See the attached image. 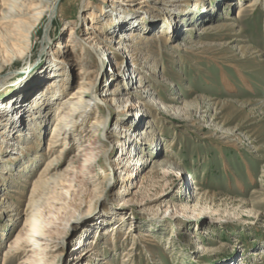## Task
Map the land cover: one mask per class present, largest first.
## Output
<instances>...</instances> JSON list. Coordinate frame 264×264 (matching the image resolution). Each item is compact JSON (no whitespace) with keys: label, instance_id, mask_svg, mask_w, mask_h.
Masks as SVG:
<instances>
[{"label":"rangeland","instance_id":"374dc122","mask_svg":"<svg viewBox=\"0 0 264 264\" xmlns=\"http://www.w3.org/2000/svg\"><path fill=\"white\" fill-rule=\"evenodd\" d=\"M251 1L240 0L243 4L237 12L235 4L216 12L234 20V28L241 31L244 40L238 46L253 49L243 59L241 50L228 54L230 63L239 65L250 88L241 84L237 69L219 66L206 57L195 58L182 50L169 55L171 50L153 42L147 50L157 61L154 73L167 77L174 85H156L153 89L161 102L179 109L177 114L149 112L144 123L148 145L142 153L151 162L136 169L131 181L122 188V194L120 191L117 195L120 184L115 173L118 176L120 172L115 170L126 155L118 143L107 145L103 152H95L85 165L74 161L72 171L64 175L71 159L67 155L57 172L62 176L50 179L48 186L40 185L33 205L35 220L57 247L46 255L41 252L28 256L25 241L30 242L34 237L29 226L0 219V232L4 233L0 264H27L36 258L38 264H76L88 249L93 251L79 264H264V258L260 257L264 254V68L258 62V55L264 54V0H258L255 7L249 6ZM109 2L60 1L49 28L52 41L64 38L78 18L77 28L84 29V25L80 27L84 23L80 19L82 15L98 16L96 12L102 11L97 20L108 16ZM210 2L214 6L216 1ZM204 22L199 19L192 23L193 30L187 38L182 36L180 43L184 44V39L198 43L229 40V35L219 38L221 33L228 32L196 33ZM102 24L100 28L108 29ZM38 27L25 61L17 60L0 73V81L6 77L7 82V77L12 76L0 91V127L9 126L14 107L21 103L16 97L22 95L28 74L22 69L29 65L40 67L45 61L42 51L45 23ZM82 52L95 67L96 59L89 50L77 46L70 57L69 75ZM210 53L217 54L216 50ZM38 71L35 69L36 74ZM100 78L96 86L105 83V89L117 81ZM151 80L154 81V76ZM73 82L70 77L65 92ZM179 99L193 104L185 107L176 103ZM97 111L113 124H119L120 115L113 107L106 109L100 104ZM47 126L48 123L38 124L34 137L27 140L34 149L24 158L27 164L17 169V163L6 161L8 174L0 186V196L7 194L19 210L28 203L33 181L40 175L43 180L51 175L42 174L49 161L44 154ZM87 126L84 122L80 135L86 133ZM34 152L39 158L28 160ZM167 163L175 165L181 175L164 170ZM192 179L197 181L200 191L191 190ZM10 189L15 192H9ZM193 194L206 207L205 212L181 207L186 200L189 205L193 203ZM119 198L124 205L117 207L114 203ZM11 246H14L12 252L4 261L2 255Z\"/></svg>","mask_w":264,"mask_h":264},{"label":"bare ground","instance_id":"6f19581e","mask_svg":"<svg viewBox=\"0 0 264 264\" xmlns=\"http://www.w3.org/2000/svg\"><path fill=\"white\" fill-rule=\"evenodd\" d=\"M60 1L62 0H0V73L17 60L25 61L38 26L42 22L45 23V36L42 43L45 61L40 67L31 68L29 65L22 69L28 74L24 79L26 86L22 85L21 88L22 95L16 97L21 103L14 107L9 126L4 124L0 127L1 186L8 174L6 161L17 163V169H20L23 163L27 164L24 158L34 150L30 146L32 142L29 143L27 140L34 137L35 127L38 124L48 123L44 154L49 161L45 169L43 168L42 174L47 176L51 174L50 177L46 180H43L41 175L35 178L28 195V203L24 205L23 210L16 208L7 194L0 196V219L11 224L18 221L21 225L26 223L33 232L34 237L30 242H27L25 237V242L28 243L26 245L28 256L32 253L39 255L41 252L46 255L48 251L57 247L47 231L35 220L33 205L39 186L42 184L48 186L51 184L50 179H59L62 176V173L57 172L67 155H70L71 159L64 169V175L72 171L74 161L85 165L88 160H92L95 152L99 150L103 152L107 145L118 143L119 147L126 151V155L122 162L118 163V170H115L120 172L118 176L115 173L116 182L120 184L117 195L131 181V176L136 169L151 162L142 153L148 145L146 143L148 129L144 123H147L149 119V112L161 110L165 113L177 114L179 109L174 105L161 102L153 89L156 85L174 86L167 77L154 73L157 61L147 50L153 42L162 43L168 48L167 50H171L169 55L173 54L174 50H182L195 58L206 57L219 66L222 64L237 69L241 84L250 88L239 65L230 63L228 54L241 50L243 59L246 52H252L253 49L238 46L244 40L241 31L235 30L234 20L216 14L218 10L227 9L229 5L234 4L237 12L243 4L240 0H223L221 3L215 0L214 6L211 5L210 0H110L108 16L104 15L97 20L102 11L96 12L98 16L97 14L82 15L80 19L84 23L82 22L80 27L84 25V29L77 28L78 18L75 27L67 30L64 38L52 41L49 28L57 15V5ZM257 1L252 0L249 6L255 7ZM199 19L206 22L199 26L196 33L207 35L215 30L228 32L221 33L219 38L229 35V40L198 43L199 41L184 39V44H181L182 36L187 38V34L193 30L192 23L198 22ZM102 23L108 26V29L100 28ZM79 32L82 34H78ZM195 37L198 39L197 36ZM77 46H85L96 59V65L94 67L92 61L88 60L82 52L76 60L74 72L69 75L70 57ZM142 49L146 52H142ZM211 50H216L217 54H211ZM262 56L264 57L263 53L258 55L260 58L258 62L264 68ZM119 58L123 60L118 61ZM35 69L39 70L37 74ZM153 76L154 81L151 80ZM11 77H7V82L6 77L0 81L1 92L5 89L4 85L10 83ZM70 77L74 82L65 92ZM100 77L114 78L121 85L117 86L115 82L110 89H105V83L102 87L96 86L97 79L100 80ZM172 99L177 100V98ZM200 99L201 97L198 100ZM176 103L185 107L193 104L183 99H179ZM100 104L106 109L113 107L116 110V114L120 115L118 125L108 121L105 115L97 111ZM84 122L88 125L87 131L84 135H80V128ZM38 158L37 152H34L28 160ZM121 163L123 165H120ZM163 169L175 171L181 175L179 169L171 163L164 165ZM24 170H22L23 173L26 172ZM191 182L193 183L191 190L200 191L197 181L192 179ZM11 191L15 192L13 189L9 190ZM196 195L203 196L201 193ZM204 198L201 200L204 201ZM122 202L119 198L114 205L123 206ZM188 202L186 200L181 207L196 209L199 212L207 210L202 202L197 201L195 194H193V203L189 205ZM3 234L0 232V243ZM12 247L14 246L2 255L4 261L12 252ZM92 251L88 249L81 260L78 258L76 264H79ZM258 254L255 253V255ZM260 257L264 258V254ZM35 260L27 264H38Z\"/></svg>","mask_w":264,"mask_h":264}]
</instances>
